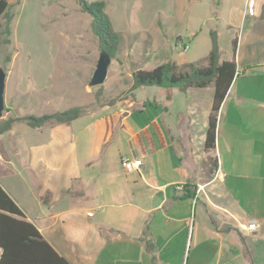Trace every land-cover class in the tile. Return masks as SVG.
Masks as SVG:
<instances>
[{
  "label": "crops",
  "instance_id": "crops-1",
  "mask_svg": "<svg viewBox=\"0 0 264 264\" xmlns=\"http://www.w3.org/2000/svg\"><path fill=\"white\" fill-rule=\"evenodd\" d=\"M244 2L223 4L219 28L214 0H173L170 23L186 20L190 46L207 34L196 61L207 56L211 31L218 44L227 33L225 60L236 23L263 15L264 0L249 14ZM165 22L157 21L161 31ZM240 43L214 150L204 148L212 86L161 87L164 101L115 102L39 128L16 121L1 134L14 148L16 128L21 149L0 148V184L56 252L71 264H179L189 242L187 264H264V48L246 54ZM123 158L141 165L128 171Z\"/></svg>",
  "mask_w": 264,
  "mask_h": 264
},
{
  "label": "rangeland",
  "instance_id": "rangeland-1",
  "mask_svg": "<svg viewBox=\"0 0 264 264\" xmlns=\"http://www.w3.org/2000/svg\"><path fill=\"white\" fill-rule=\"evenodd\" d=\"M228 1L222 0L219 4L224 17L219 28L226 19L223 4ZM7 2V11L12 16L9 34L1 32L5 19L0 18V66L6 73L4 110L0 120L16 115H41L76 104H94L96 97L98 102L94 108L106 106L112 99L126 105H140L153 96L164 101L166 91L162 92V88L155 85L139 86L130 95L132 70L136 67L149 69L164 61H174L177 65L196 61L205 54L204 43L210 41L204 32L190 46L192 39L189 41L184 31L186 20L178 22L175 27L171 25L173 0H106V13L123 39L110 59L103 83L89 86L101 48L91 30L92 16L80 9L77 0ZM244 4L242 8L249 14V8L254 9L255 0H245ZM262 14L259 19L249 15L246 20L236 23V52L240 42L246 54L252 47L256 51L264 48V41L256 38L264 33V9ZM162 20L166 21L163 31L157 24ZM207 27L208 24H204L202 29ZM174 30L187 37L183 40L188 44L187 49L179 45L182 42L176 39ZM229 39L223 32L219 42L223 50L229 46ZM17 131L16 128L11 131L14 148L5 134L0 136L3 152L21 149L20 139L15 137ZM11 158L16 161L15 155ZM240 238L244 239L243 236ZM189 249L190 243L187 242L179 264H187Z\"/></svg>",
  "mask_w": 264,
  "mask_h": 264
},
{
  "label": "trees",
  "instance_id": "trees-1",
  "mask_svg": "<svg viewBox=\"0 0 264 264\" xmlns=\"http://www.w3.org/2000/svg\"><path fill=\"white\" fill-rule=\"evenodd\" d=\"M106 0H77L80 9L92 16L91 30L97 37L99 47L109 52L111 57L119 49V43L123 39L113 28L106 13ZM220 0H214L215 5ZM7 0H0V18L5 19L1 32L10 33L11 14L7 11ZM211 44L207 56L198 61L185 62L177 65L174 61H164L149 69L134 68L132 81L129 86L130 95L142 85H155L158 87H177L185 91L189 87L204 88L212 86L213 100L204 138V148L214 150L216 139V126L218 110L226 92L234 81L236 68V43L237 38L232 39V56L220 60L221 50L214 31L210 32ZM94 104L71 105L63 110H55L49 113L27 114L9 116L0 120V135L9 131L14 122H24L30 127H42L55 123H69L90 112ZM116 100H110L107 105H112ZM189 188L186 194L193 195ZM0 264H71L64 256L56 252L55 248L42 237L35 223L26 218L23 209L8 194L0 184Z\"/></svg>",
  "mask_w": 264,
  "mask_h": 264
},
{
  "label": "water",
  "instance_id": "water-1",
  "mask_svg": "<svg viewBox=\"0 0 264 264\" xmlns=\"http://www.w3.org/2000/svg\"><path fill=\"white\" fill-rule=\"evenodd\" d=\"M112 59L108 51L102 49L99 53L98 59H96L95 68L92 74V77L88 81L89 86H99L103 83L104 78H106L108 66ZM5 70L0 66V118L4 110V89H5Z\"/></svg>",
  "mask_w": 264,
  "mask_h": 264
},
{
  "label": "built area",
  "instance_id": "built-area-1",
  "mask_svg": "<svg viewBox=\"0 0 264 264\" xmlns=\"http://www.w3.org/2000/svg\"><path fill=\"white\" fill-rule=\"evenodd\" d=\"M253 10L252 8H249V13H252ZM183 49H186L187 48V45L186 44H181L180 45ZM141 165V160H129L127 158H123L122 159V166L124 167V169L126 170H133V169H137L138 166ZM246 229H248L249 231H254L256 229V222L254 221H251L249 223L246 224Z\"/></svg>",
  "mask_w": 264,
  "mask_h": 264
}]
</instances>
